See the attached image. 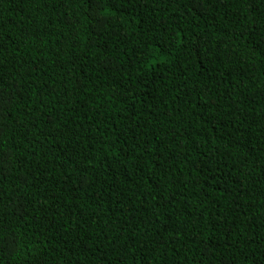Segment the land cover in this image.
Wrapping results in <instances>:
<instances>
[{"label": "trees", "instance_id": "trees-1", "mask_svg": "<svg viewBox=\"0 0 264 264\" xmlns=\"http://www.w3.org/2000/svg\"><path fill=\"white\" fill-rule=\"evenodd\" d=\"M0 264H264V0H0Z\"/></svg>", "mask_w": 264, "mask_h": 264}]
</instances>
